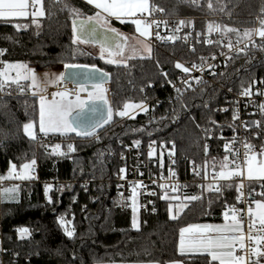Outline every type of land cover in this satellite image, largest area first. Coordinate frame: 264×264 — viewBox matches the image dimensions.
Listing matches in <instances>:
<instances>
[{
    "label": "trees",
    "instance_id": "1",
    "mask_svg": "<svg viewBox=\"0 0 264 264\" xmlns=\"http://www.w3.org/2000/svg\"><path fill=\"white\" fill-rule=\"evenodd\" d=\"M208 3L209 0H150V9H163L170 17H197L199 27L205 26L207 17L219 22L222 32L240 39H245V30H253L264 19V0H211V9ZM43 6L45 15L35 23L33 17L0 20V59L28 61L39 71L57 69L61 64L99 66L110 73V84L104 86L114 115L93 137L38 132L33 140L23 126L33 121L37 125L39 97L31 94L27 82L19 86L5 84L0 94V177L9 174L11 164L21 168L32 159L38 164V179L21 182L15 199L3 197L2 229L9 250L6 260L11 263L15 259L16 264H167L174 260L212 264L207 255L179 254V230L194 222L223 220V202H233L237 196L234 184H227L223 195L204 188L199 201L189 202L175 213L176 220L170 219L168 212L172 200H160L157 212H141L139 230L132 227L131 211L119 210L112 201L115 175L121 165L120 141L173 142L179 155L195 158L202 165L208 163L213 169L224 155L217 143L212 150H205L200 130L220 119L216 108L226 98L224 90L202 84L175 99L172 107L171 94L161 74L175 72L176 58L198 61L210 48L197 45L192 49L176 41L151 48L149 55L132 57L124 64L108 63L82 43H73L74 17L70 9H78L87 17L94 15L93 7L82 0H43ZM16 24L22 26L20 30ZM111 24L122 30L131 28L128 22L112 20ZM228 28L237 31L228 32ZM258 75L264 76V41L258 48L234 55L218 81L240 89ZM46 89V93H54L53 85ZM128 101L146 102L148 111L133 118L120 117L116 113ZM58 143L64 149L74 143L76 151L54 155L51 147ZM86 179L88 185L84 184ZM45 183L53 185L51 203L43 191ZM61 216L74 227L73 238L67 237L59 225ZM21 227L30 229L31 235L21 239L16 231Z\"/></svg>",
    "mask_w": 264,
    "mask_h": 264
},
{
    "label": "built area",
    "instance_id": "2",
    "mask_svg": "<svg viewBox=\"0 0 264 264\" xmlns=\"http://www.w3.org/2000/svg\"><path fill=\"white\" fill-rule=\"evenodd\" d=\"M30 10H34L31 5ZM139 15L141 16V14ZM145 18L148 23L153 21L159 23L158 28L156 24H152L151 36L145 39L151 48L176 41H180L192 49L197 45L210 48V52L202 53L201 59L198 61L190 62L179 57L175 59V64L180 62L191 69L189 73H184L182 69L176 67L175 72L171 75L164 71L167 73V76H164V85L170 91L169 103L172 107L178 96L172 86L173 84L176 88L181 89L182 95L202 84H213L224 90L226 98L216 108L221 115L220 119L210 126L200 127L205 138V150L208 152L213 149L215 143L219 144L224 155L228 157L229 164L231 166L239 165L240 168L244 167L249 155L262 154L264 152V111L261 110V105H264V76L254 77L240 89L221 84L218 77L226 70L234 55L258 48L264 40L258 35H253L251 41L240 39L224 33L222 30L209 33L207 17H204L206 23L203 27L198 26L197 17H170L166 15L164 10L161 12L158 9L151 10L149 16ZM112 20L115 19L111 18ZM181 20L185 21L183 26L179 23ZM254 29L258 30L259 24ZM169 36L175 39L169 40ZM209 40L212 43H208ZM229 42L232 43L231 49L228 47ZM241 49L243 50L241 51ZM0 51H2L1 48ZM4 62L0 59V68ZM193 65L197 67L193 68ZM168 81H171V84ZM184 81H187L188 84H185ZM245 89H249L248 95L242 94ZM0 94L2 93L0 92ZM234 115L238 116V119L234 120ZM120 144L123 146L119 155L121 165L115 175V191L112 197L113 203L119 210L132 212L133 197H135L139 213H155L159 201L164 200L162 196L165 194L179 196L181 201L189 203L200 199L187 201L184 199L185 197L200 196L202 198L204 188H208L209 184L218 185L220 187L219 192L223 195L227 184H234L237 188L242 183L243 196L240 202L237 201V196L240 195L237 191L235 200L233 202L224 201L222 207L225 211L230 208L236 209L246 236L250 225L252 233L257 234L259 230L258 221L254 223L255 219L249 217L247 209L252 207L254 210L255 201L262 196L261 193H264V181H251L244 171H242V176L233 177L231 180H221L216 169L209 167L208 163L202 165L195 158L179 155L173 142L165 143L152 140L148 143L140 142L137 145L135 142L120 141ZM173 144L175 145L174 148ZM225 144L229 145L231 152L225 150ZM246 145H250L251 148H246ZM152 149H155V153L150 157L149 152ZM170 151L174 154L169 155ZM37 167L36 162L31 172L34 179H38ZM121 169L125 171L121 172ZM170 172H174L175 175H170ZM23 181L18 179L0 180V264H16L15 259L11 263L6 260L9 250L5 246L2 229V190L11 188L13 185H19ZM84 184L88 185L89 179H86ZM160 185H165V188H161ZM173 188L176 189L175 192L172 191ZM246 243L249 244V247L255 246L251 242L246 241ZM238 254L244 255L240 250H238ZM251 259L254 260L255 257H251Z\"/></svg>",
    "mask_w": 264,
    "mask_h": 264
},
{
    "label": "snow or ice",
    "instance_id": "3",
    "mask_svg": "<svg viewBox=\"0 0 264 264\" xmlns=\"http://www.w3.org/2000/svg\"><path fill=\"white\" fill-rule=\"evenodd\" d=\"M88 5L93 6L94 15L83 17L82 13L78 9H70L73 14V43H94L98 44L100 47V58L103 59L105 53L109 57L120 56L123 54V47L118 41H127V37H123L122 34L114 27H111V18L115 17L121 23L126 22L124 18H131V23L136 26V31L141 37L148 38L151 36L152 24H156L157 28L159 23L153 21L148 23L143 19L136 18L138 14L151 13L149 0H86ZM195 2V0H193ZM34 9L31 13L28 11L29 7ZM65 7H68L67 5ZM213 7L211 0H209L208 8ZM158 11L163 12V9H158ZM264 11V10H262ZM31 15L35 23L36 17H42L45 15L43 10L42 0H0V19L10 20L14 18H26ZM180 25L183 26L185 21L181 20ZM17 30L21 29V25H15ZM26 27V26H23ZM179 30V29H177ZM209 33L213 31H221L219 25H208ZM228 32L237 31L236 29L228 28ZM253 35H258L262 40H264V19L260 20V27L258 30H245L243 38L252 40ZM169 40H174L172 36L168 37ZM208 43H212L211 40ZM146 50L150 53L151 47L145 46ZM228 47L232 48V43L229 42ZM243 49H241L242 51ZM0 51V55H2ZM108 63L116 64L118 63L115 59H108ZM74 65H65V68L69 70L68 74H45L46 84H41L36 73L32 69H28L26 65L17 63H6L3 69H0V90H3L6 83H14L17 86L20 85V81H31V87L34 89H39L43 92L49 85L58 86L63 81L73 79L80 84L77 92L75 93V99L71 98L72 93L69 90L59 91L54 93V96H58L59 100L53 99L51 102L46 100V97L40 96V112H39V131L41 133L47 134L49 132L60 133L61 135H67L70 133H75L77 136L81 137H93L96 136L97 129L103 128L104 125L108 124L113 119V110L108 104L107 98L105 96L106 89L102 87L104 81L107 78V74L100 72L94 66L91 69H86L84 71L72 72L71 70L75 68ZM177 69H182L184 73H189L191 69L185 67L180 62L175 64ZM193 65V68H196ZM15 71V78L10 79V72ZM163 76H167V73H161ZM82 79L83 82H80ZM199 82V81H198ZM92 84V90L88 91V101L81 100L80 92L87 91L85 87L86 84ZM171 84V81H168ZM188 84L187 81H184ZM179 99L182 95L181 89L176 88L172 85ZM190 86V85H189ZM23 91V88H21ZM35 94V93H34ZM243 95L249 94V89H245L242 93ZM99 101L100 103H96ZM88 107L89 111L94 115L89 118H85L84 108ZM124 110L116 113L120 117L129 116L130 110L141 109L143 111H148L143 103L132 104L125 103L123 106ZM261 110L264 111V105H261ZM233 119H238V116L234 115ZM259 124V122H256ZM35 122L26 123L23 128L26 135L31 139L35 140L34 132ZM138 145L140 142L135 141ZM175 145L173 144V148ZM68 152H75V146L69 144L67 146ZM246 148H251L250 145H246ZM207 149V146H206ZM225 150L231 152L228 144H225ZM51 152L54 155L64 156L65 153L62 150L60 144H56L51 147ZM155 149L150 150L149 156L154 155ZM173 152H169V155H173ZM225 161L228 157L225 156ZM247 178L249 180L258 179L264 181V161H258L255 154L249 155L247 158ZM36 164V160L32 159L30 162L24 163L21 166V170L17 171V166L15 164L10 165L9 174L7 176L0 177V180H31L33 179L31 172L33 166ZM228 165L222 164L221 171L219 172V179L221 180H231L233 177L242 176L243 172L239 170V165L236 166L235 170L224 171ZM124 172V169L120 170ZM170 175H175L174 172H170ZM215 179V176H214ZM18 185L11 188H4L2 190L3 195H8L9 193L15 194L18 191ZM161 188H165V185H160ZM52 186L46 185L45 192L51 191ZM243 184L241 183L237 187V191L240 195L237 196V201L240 202L243 196ZM208 190L220 191L218 185L213 184L208 185ZM135 192V189L133 190ZM173 192L176 191L175 188L172 189ZM264 196V193H261ZM164 200H180L179 196H169L165 194L162 196ZM187 201H194L201 199L200 196H191L184 198ZM49 203L52 202L51 197H48ZM255 211L252 207L247 209L249 217H255V221H258L259 230L257 234H253L251 231V225L249 226V232L247 236L243 231V224L240 216L237 214L236 209L230 208L228 211L224 212V218L227 223L223 225H189L187 227L180 229V252L183 254L185 251H200L206 253L210 257L211 262H219V264H260V260L264 257V201H255ZM187 207V204L181 203L175 206L177 212L182 211L183 208ZM133 218L132 227L139 230V220L137 216L138 208L136 206L135 197H133L132 204ZM170 219L176 220L178 216L174 214V206L169 204L168 208ZM59 225L64 229V233L67 237L73 238L75 235L74 227L70 230V221L66 220L64 216L58 218ZM20 238L23 239L25 236H30V229L27 227H21L16 230ZM234 233V235H230ZM251 242L255 246L249 247ZM237 247L244 255H237ZM251 257H255L254 260Z\"/></svg>",
    "mask_w": 264,
    "mask_h": 264
},
{
    "label": "rangeland",
    "instance_id": "4",
    "mask_svg": "<svg viewBox=\"0 0 264 264\" xmlns=\"http://www.w3.org/2000/svg\"><path fill=\"white\" fill-rule=\"evenodd\" d=\"M42 3H43V0H42ZM149 5H150V0H149ZM43 10H44V6H43ZM31 12H32V10H30ZM30 12V13H31ZM44 12H45V10H44ZM149 16V13H144V14H142L141 16L138 14L137 15V17L136 18H140V19H143V20H145L146 22H147V20H146V18L145 17H148ZM43 17V16H42ZM39 17H36L35 19H38ZM112 19H116L115 17H113ZM130 20H131V18H130ZM208 21H209V23H208V25L211 23V24H213V25H219L220 26V28H221V25L219 24V22H217V21H211L210 19H208ZM256 27V26H255ZM259 27H260V25H259ZM134 35H132V36H134V40L133 39H131V38H127V44H126V50H125V53L123 54V55H121V57H109L108 56V54L107 53H105V55H104V60L105 61H107L108 59H115V60H117L118 61V63H116V64H124V63H127L128 62V60L130 59V58H132V57H143V56H147V55H149L150 53L146 50V45H147V43H145V39H147V38H145V37H141L140 36V34L136 31V26L134 25ZM125 31V30H124ZM125 32H127V31H125ZM92 44V43H91ZM91 44H83L84 45V47L87 49V50H89L90 52H92L94 55H96V56H98V57H100V47H99V45H97V44H93V45H91ZM148 46V45H147ZM17 62H19V63H21V64H24V65H26L27 66V68L28 69H30L31 68V63L30 62H28V61H16L15 63H17ZM8 63V62H7ZM4 64H6V62H4ZM65 65L66 64H61L60 65V67L59 68H57V69H50V70H46V72L44 73V77H43V82H44V84H46V79H45V74H60V73H63V71H64V68H65ZM5 66V65H4ZM3 66V67H4ZM33 67H32V69L35 71V73H36V75H37V71H39L34 65H32ZM3 67L2 68H0V69H3ZM40 71H43V70H40ZM48 71H52L51 73L50 72H48ZM15 75H16V73H15V71H11L10 72V79H12V78H15ZM24 82H27L28 83V85H29V87H30V91H31V94L33 93V87H31V81L29 80V81H24V80H21L20 81V84L21 83H24ZM7 84V83H6ZM80 86V85H79ZM79 86L77 87V90H78V88H79ZM102 87L104 88V89H106L105 88V86L104 85H102ZM77 90H76V92H77ZM92 90V89H91ZM91 90H87V91H84V92H80V98H81V100H87L88 99V91H91ZM110 90H111V85H110ZM46 91L47 90H45V91H43V92H41V91H39V89H38V92L40 93V95H43V96H45L46 98H48V99H50V100H47L48 102H51L53 99H55V97H50L49 95H47L46 94ZM0 92H2L1 90H0ZM75 92V93H76ZM75 93L73 94V95H71V98L74 100L75 99ZM48 94H51V93H48ZM36 96H38V95H36ZM105 96H106V98H107V100H108V93H107V91L105 92ZM39 97V96H38ZM56 100H59V99H57L56 98ZM109 102V101H108ZM126 103H132V104H140V103H143L144 104V106L148 109L149 108V104H147L146 102H134V101H128V102H126ZM111 108H112V101H111ZM112 110H113V108H112ZM121 110H124L123 109V107L121 108V109H119L117 112H119V111H121ZM39 112H40V97H39ZM141 112H145V111H143V110H141V109H133V110H130V115L131 116H135L136 114H138V113H141ZM38 125H39V120H38ZM98 130L99 129H97V133H98ZM49 133H51V132H49ZM96 133V134H97ZM58 144H60V143H58ZM69 144H72V145H74V143H68V145ZM61 145V144H60ZM67 145V146H68ZM62 146V145H61ZM62 150L65 152V153H70V152H68V148L67 149H64L63 148V146H62ZM225 155H221V157L219 158L220 160L216 163V166H215V169H216V171L218 172V174H219V172L222 170L221 169V165L222 164H227L228 165V167H230V164H229V161L227 160V161H225ZM226 169V168H225ZM225 169H223V170H225ZM46 185H51L52 187H53V185H52V183H45L44 184V187H43V191H44V193H45V196H46V198H48L49 197V193H50V191L48 192V193H46L45 192V186ZM52 189V188H51ZM181 203H184V204H187V202H185V201H172V205L174 206V214L175 213H178V212H180V211H178L177 212V210H176V208H175V206L176 205H178V204H181ZM140 214L141 213H139V211L137 212V216H138V220H139V223H140ZM131 217L133 218V211L131 212ZM66 220H68L67 218H65ZM69 221V220H68ZM131 223H132V219H131ZM69 229L71 230L72 229V225H71V223L69 224Z\"/></svg>",
    "mask_w": 264,
    "mask_h": 264
},
{
    "label": "crops",
    "instance_id": "5",
    "mask_svg": "<svg viewBox=\"0 0 264 264\" xmlns=\"http://www.w3.org/2000/svg\"><path fill=\"white\" fill-rule=\"evenodd\" d=\"M83 2H85V3H87L86 2V0H82ZM91 6V5H90ZM91 7H93V6H91ZM28 11L29 12H31L30 11V7H29V9H28ZM28 17H32L31 15H29ZM27 18V17H26ZM14 19H17V18H14ZM125 19V21L126 22H128V23H131V20H130V18H124ZM0 20H3V19H0ZM11 20V19H10ZM115 20H117V19H115ZM117 21H119V20H117ZM120 22V21H119ZM111 27H114V28H116L121 34H123L124 35V37H129V38H131V39H133L134 40V36H132V35H134V24H132L131 23V28H129L128 30H125V31H127V32H125L124 30H122V29H120V28H118V27H116L115 25H112L111 24ZM72 31H73V29H72ZM146 43V42H145ZM82 44H91V43H82ZM121 44V46L123 47V49H124V51H123V54L125 53V50H126V44H127V41L125 42V41H123L122 43H120ZM91 45H93V44H91ZM122 54V55H123ZM113 57H121V55L120 56H113ZM16 61H14V62H8V63H15ZM7 63V62H6ZM5 64H3V66H4ZM2 66V67H3ZM32 65H31V68L30 69H32ZM33 70V69H32ZM46 72V70H43V71H37V77L39 78V80H40V82H41V84L43 85L44 84V82H43V77H44V73ZM48 72H52V71H48ZM63 83V88H62V91L63 90H69L71 93H72V95L76 92V90H77V87L79 86V85H75V84H73L72 82H67V81H63L62 82ZM61 85L62 84H60V85H58V86H54V93H57L58 92V88L59 87H61ZM47 90V89H46ZM35 93V94H34ZM54 93H51V94H48V93H46L47 95H49L50 97H55V99L57 98V99H59V97L58 96H54L53 94ZM33 95H38L39 97L41 96L40 95V93L38 92V89H33V93H32ZM46 100H50V99H48V98H46ZM39 120V119H38ZM37 130H39V125H38V122H37V125L35 124V126H34V132H35V136H37V134H38V132L39 133H41L40 131H37ZM51 133H56V132H51ZM44 134V133H43ZM47 134H50V133H47ZM251 155H253V154H251ZM256 156H257V160L258 161H264V152L262 153V154H255ZM247 161V160H246ZM27 163V162H26ZM236 169V166H231L230 165V167H227L224 171H229V170H235ZM21 170V168H17V171H20ZM239 170H241V171H244L245 173H246V175H247V163L245 162V165H244V167L243 168H240L239 167ZM258 179H253V180H251V181H257ZM14 186H17V185H13L12 187H14ZM18 192H19V189H18V191L15 193V194H11V193H9L8 195H3V197L5 198V199H15L16 197H17V194H18ZM257 200H261V201H264V199L263 198H258ZM256 207V206H255ZM254 211H255V208H254ZM254 217V216H253ZM254 219H255V217H254ZM228 221H226L225 220V218H223V220H220V221H210V222H194V223H190V224H188V225H185L184 227H187V226H189V225H204V224H213V225H223V224H225V223H227ZM184 227H182V228H184ZM244 231V230H243ZM230 235H234V233H230ZM27 237V236H26ZM179 242H180V234H179V238H178V252H179V254L180 255H185V256H192V255H206V253H202V252H200V251H185L183 254H181V252H180V246H179ZM238 250H239V248L237 247V252H236V254L237 255H243V254H238ZM209 259H210V257H209ZM211 261V260H210ZM94 264H161V263H159V262H155V261H149V262H100V263H94ZM167 264H185L182 260H174V261H171V262H168ZM212 264H213V262H212ZM214 264H219V262L217 261V262H214ZM260 264H264V261L263 260H260Z\"/></svg>",
    "mask_w": 264,
    "mask_h": 264
},
{
    "label": "water",
    "instance_id": "6",
    "mask_svg": "<svg viewBox=\"0 0 264 264\" xmlns=\"http://www.w3.org/2000/svg\"><path fill=\"white\" fill-rule=\"evenodd\" d=\"M72 29H73V21H72ZM122 36L124 37L123 34H122ZM122 42H123V41H118V43H122ZM92 44H94V43H92ZM97 45H98V44H97ZM74 66H76V67L73 68V69L71 70L72 72L84 71V70H86V69H91V68L93 67V65H84V64H78V65H74ZM94 67H95L96 69H99L100 72L107 74V78H106V80L104 81L103 84H110V81H111V80H110V79H111V77H110V73H109L108 71H106V70L100 68L99 66H94ZM63 73L68 74V73H69V70L66 69V68H64ZM65 81H67V82H72V83L75 84V85H80L78 82H76V81H74L73 79H71V77H69V79H67V80H65ZM80 82H83L82 79H81ZM85 87L87 88V90H91V89H92V84H91V83H88V84L85 85ZM86 101H88V99H87ZM91 103H92L91 101H88V104H91ZM96 103L99 104L100 102H99V101H96ZM108 104H109V103H108ZM109 105L111 106V103H110ZM84 114H85V118H89V117H92V116L94 115L93 113H91V112L89 111V108H88V107H85V108H84Z\"/></svg>",
    "mask_w": 264,
    "mask_h": 264
},
{
    "label": "bare ground",
    "instance_id": "7",
    "mask_svg": "<svg viewBox=\"0 0 264 264\" xmlns=\"http://www.w3.org/2000/svg\"><path fill=\"white\" fill-rule=\"evenodd\" d=\"M60 74H61V73H60ZM61 84H62L61 87L58 88V92H59V91H62L63 83H61ZM103 85H105V84H103ZM107 101H108V100H107ZM108 103H109V102H108Z\"/></svg>",
    "mask_w": 264,
    "mask_h": 264
}]
</instances>
